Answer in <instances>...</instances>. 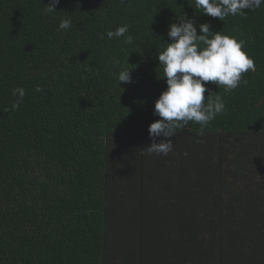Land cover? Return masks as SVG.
Here are the masks:
<instances>
[{"label":"trees","instance_id":"1","mask_svg":"<svg viewBox=\"0 0 264 264\" xmlns=\"http://www.w3.org/2000/svg\"><path fill=\"white\" fill-rule=\"evenodd\" d=\"M48 3L0 0V264H264V5L221 21L195 0ZM183 12L246 41L255 71L206 82L226 112L149 156L158 51ZM124 24L132 45L106 36Z\"/></svg>","mask_w":264,"mask_h":264},{"label":"clouds","instance_id":"2","mask_svg":"<svg viewBox=\"0 0 264 264\" xmlns=\"http://www.w3.org/2000/svg\"><path fill=\"white\" fill-rule=\"evenodd\" d=\"M59 4L60 0H49L43 14L59 12ZM261 5H264V0H195V8L202 9V14L221 21L230 15L244 16L245 10L256 11ZM177 18L178 23H171L167 32L171 42L167 41L165 49L158 51L159 66H163L167 89L155 102L154 115L160 119L149 125L152 143L142 149L149 156H167L173 152L174 143L171 138L182 132L189 122L200 124V134L203 135V129L226 112L225 100L219 93H212L206 82L215 83L219 88L223 86L225 92H231L241 84L247 85L248 81L242 79L244 73L255 71L254 60L244 50L246 41L223 35L221 31H211L210 23L200 24L198 34L194 18H189L186 12ZM71 25V19L64 18L59 29L67 30ZM128 30L129 26L124 24L114 31L107 30L106 36L109 40L124 38V44L132 45L134 37L128 34ZM132 70L119 71V84L132 83ZM36 91L42 92L43 89L37 87ZM12 94L16 100L11 108L18 110L27 95L26 90L16 87ZM157 138H161L159 142Z\"/></svg>","mask_w":264,"mask_h":264}]
</instances>
